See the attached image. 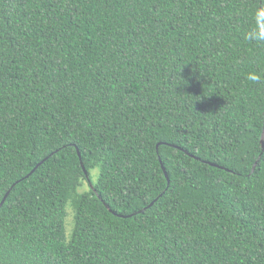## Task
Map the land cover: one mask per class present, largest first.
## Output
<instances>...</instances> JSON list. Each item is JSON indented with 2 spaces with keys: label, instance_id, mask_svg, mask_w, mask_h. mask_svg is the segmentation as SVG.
<instances>
[{
  "label": "trees",
  "instance_id": "trees-1",
  "mask_svg": "<svg viewBox=\"0 0 264 264\" xmlns=\"http://www.w3.org/2000/svg\"><path fill=\"white\" fill-rule=\"evenodd\" d=\"M257 31L264 0H0V264H264Z\"/></svg>",
  "mask_w": 264,
  "mask_h": 264
},
{
  "label": "rangeland",
  "instance_id": "rangeland-1",
  "mask_svg": "<svg viewBox=\"0 0 264 264\" xmlns=\"http://www.w3.org/2000/svg\"><path fill=\"white\" fill-rule=\"evenodd\" d=\"M97 172L94 171L91 174V178L92 181H95V177H96ZM89 190V185L87 182H83L82 186L80 187V189L78 190L79 193H84L87 192ZM66 218H65V234L67 236V238H69L71 232H72V228H73V217H74V213L72 208L70 207V205L66 208Z\"/></svg>",
  "mask_w": 264,
  "mask_h": 264
},
{
  "label": "water",
  "instance_id": "water-1",
  "mask_svg": "<svg viewBox=\"0 0 264 264\" xmlns=\"http://www.w3.org/2000/svg\"><path fill=\"white\" fill-rule=\"evenodd\" d=\"M263 128H264V126H263ZM260 144H261L262 151H263V150H264V129H263V134H262V137H261ZM76 152H77V156H78V158H79V160H80V154H79V152H78L77 149H76ZM41 164H42V163H40L38 166H40ZM80 164H81V162H80ZM38 166H37V167H38ZM37 167H35V169H33V171L29 174V176H30V175L36 170ZM81 168H82V170H83V173H84L85 177L88 179V175H87V173H86L84 167L82 166V164H81ZM254 168H255V165H254L253 168H252V172H253ZM162 170H163L164 175H165V177H166L167 183H169V179H168V177H167V175H166V172H165V170L163 169V167H162ZM27 177H28V176H27ZM90 187H92V186L90 185ZM7 196H8V193L5 195V197L3 198L2 202L0 203V207L3 205V203H4V201L6 200ZM153 203H154V202H152L147 208H150V207L153 205ZM147 208L143 209L142 211H140V212H138V213H143Z\"/></svg>",
  "mask_w": 264,
  "mask_h": 264
},
{
  "label": "clouds",
  "instance_id": "clouds-1",
  "mask_svg": "<svg viewBox=\"0 0 264 264\" xmlns=\"http://www.w3.org/2000/svg\"><path fill=\"white\" fill-rule=\"evenodd\" d=\"M258 14H259V13H258ZM254 38L257 39V40H264V34H261L260 32L257 31V32L255 33V35H254ZM248 78L251 79V80H256V79H258V77L255 76V75H249Z\"/></svg>",
  "mask_w": 264,
  "mask_h": 264
}]
</instances>
